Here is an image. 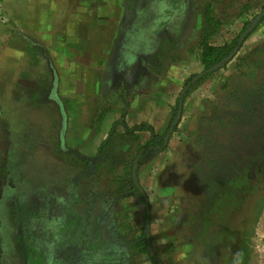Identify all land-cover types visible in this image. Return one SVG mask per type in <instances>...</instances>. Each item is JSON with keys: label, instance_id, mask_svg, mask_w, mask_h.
Masks as SVG:
<instances>
[{"label": "rangeland", "instance_id": "obj_1", "mask_svg": "<svg viewBox=\"0 0 264 264\" xmlns=\"http://www.w3.org/2000/svg\"><path fill=\"white\" fill-rule=\"evenodd\" d=\"M207 8L210 44L245 39L181 101ZM263 11L0 0V264H154L144 234L161 264H264Z\"/></svg>", "mask_w": 264, "mask_h": 264}, {"label": "trees", "instance_id": "obj_2", "mask_svg": "<svg viewBox=\"0 0 264 264\" xmlns=\"http://www.w3.org/2000/svg\"><path fill=\"white\" fill-rule=\"evenodd\" d=\"M264 13V11H263ZM264 20V15H263ZM221 25V22L214 19V17L211 16L210 8H207L203 15V33L202 38L200 41V50H201V62L204 66V72L200 75L192 76L185 84L184 90L182 91L180 100L182 101L187 94L189 93V90L204 81L206 78H208L211 73L209 72L212 67L222 62L225 58H227L235 49L237 42L232 41L229 43H226L222 46H214L210 44L209 42V33L208 31L210 29H217ZM213 31V30H212ZM58 103V102H57ZM59 106L60 103H58ZM137 130L144 131L146 129H150L152 131V137L149 141L147 147L144 149V152L154 151L158 147L156 145V140L159 138V135L155 134L152 127H150L148 124H143L137 127ZM160 150L164 149V144L162 143L161 146H159ZM133 188L136 190V192L140 195L141 198H143L144 205L146 206V213L145 218L146 222H148L150 218V206L149 203L146 200V196L143 194L142 190L138 186V184L134 183L132 181ZM138 248L140 249V253H146L150 255V258L154 262V264H161V261L159 260L158 256L153 252L152 247L150 243L148 242L147 235L144 234L142 239H140L138 243ZM28 264H47L43 261L42 257L40 256L39 252L37 251H28Z\"/></svg>", "mask_w": 264, "mask_h": 264}, {"label": "water", "instance_id": "obj_3", "mask_svg": "<svg viewBox=\"0 0 264 264\" xmlns=\"http://www.w3.org/2000/svg\"><path fill=\"white\" fill-rule=\"evenodd\" d=\"M248 32H249V31H247L246 34H247ZM244 39H245V35L241 38V41L239 42V45H238V47L236 48V50H235L231 55H229L227 58H225L222 62H220L219 64H217V65H215L214 67H212V68L210 69L209 72H210V73H211V72H215L216 70L220 69V68H221L226 62H228V61H230L231 59H233V57L235 56V54H236L237 51L239 50V48H240L242 42L244 41ZM181 110H182V104L180 105V113H181ZM179 119H180V115H179V117L177 118L175 124L178 123Z\"/></svg>", "mask_w": 264, "mask_h": 264}, {"label": "crops", "instance_id": "obj_4", "mask_svg": "<svg viewBox=\"0 0 264 264\" xmlns=\"http://www.w3.org/2000/svg\"><path fill=\"white\" fill-rule=\"evenodd\" d=\"M63 6V4H62V2L60 3V2H57L56 3V6ZM90 18V17H89ZM88 18V19H89ZM88 19H86L85 20V22L88 20ZM70 20H72V18H70ZM89 21H92V18L91 19H89ZM87 23V22H86ZM72 25V24H71ZM87 33H86V35L88 36V31H86ZM73 34V31L71 30V28L70 29H68V30H65V32H64V38H66V37H68L67 39H69V41H72V38H69L70 37V35H72ZM92 34V30H89V36ZM103 35L105 36L106 35V37L104 38V40L105 41H107L108 39H109V37L111 36V33H109V35L107 34V32H104L103 33ZM109 36V37H108ZM103 39V38H102ZM75 98H78V95H75L74 96ZM153 128V127H152Z\"/></svg>", "mask_w": 264, "mask_h": 264}]
</instances>
